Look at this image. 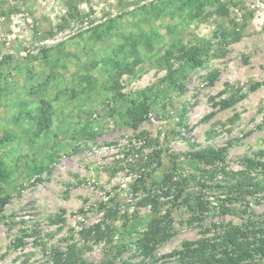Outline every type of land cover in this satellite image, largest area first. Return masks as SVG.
I'll return each mask as SVG.
<instances>
[{"label":"rangeland","instance_id":"rangeland-1","mask_svg":"<svg viewBox=\"0 0 264 264\" xmlns=\"http://www.w3.org/2000/svg\"><path fill=\"white\" fill-rule=\"evenodd\" d=\"M221 148V165L188 155ZM248 158L264 162V0H0V264L69 246L135 263L157 218L153 264L224 227L259 236L264 192L231 203L218 173Z\"/></svg>","mask_w":264,"mask_h":264},{"label":"trees","instance_id":"trees-1","mask_svg":"<svg viewBox=\"0 0 264 264\" xmlns=\"http://www.w3.org/2000/svg\"><path fill=\"white\" fill-rule=\"evenodd\" d=\"M234 102V98L231 97L229 101H223L221 107L228 108ZM225 154L226 148H221L199 150L188 155L204 165L215 166L218 163L223 164ZM244 163L245 171L225 172V169L222 168L218 172L229 177L224 178L223 181L228 192V201L231 203L238 199H244L246 196H254L264 192V185L250 173L256 170L264 172V162L248 158L244 160ZM163 181L166 183L169 178L166 177ZM7 202V196L0 198V213ZM163 221L165 220L157 218L148 223L145 231L135 241L136 256L140 257V260L135 263L124 264H153L156 261L154 254L156 247L166 242L169 237L167 232H158L159 227L165 223ZM93 232L99 241L104 237L110 238L109 233L112 231L105 233L100 226H95ZM259 234V236L255 234L249 238L240 227H224L221 228L219 236L215 238L216 240L203 239L196 243H184L183 249L175 251L173 254L184 264H257L253 262L254 255L264 257V229H261ZM119 255L120 251L118 250L99 264H114ZM51 257L52 264H94L87 261L83 257L82 251L75 246H69L63 253L58 251Z\"/></svg>","mask_w":264,"mask_h":264}]
</instances>
